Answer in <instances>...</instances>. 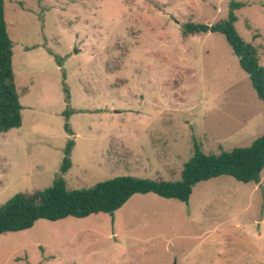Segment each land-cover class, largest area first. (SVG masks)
Masks as SVG:
<instances>
[{"label": "rangeland", "instance_id": "374dc122", "mask_svg": "<svg viewBox=\"0 0 264 264\" xmlns=\"http://www.w3.org/2000/svg\"><path fill=\"white\" fill-rule=\"evenodd\" d=\"M231 5L264 67V0H7L23 123L0 134V206L51 187L70 140L74 191L178 181L195 144L219 154L262 136L264 101L225 37L182 36ZM0 264H264V170L259 184L202 182L188 204L135 195L114 216L40 220L0 235Z\"/></svg>", "mask_w": 264, "mask_h": 264}, {"label": "trees", "instance_id": "16d2710c", "mask_svg": "<svg viewBox=\"0 0 264 264\" xmlns=\"http://www.w3.org/2000/svg\"><path fill=\"white\" fill-rule=\"evenodd\" d=\"M6 1L0 0V134L19 129L23 123V106L13 71V43L5 18ZM235 10L236 5H231L228 17L215 24L187 23L182 26V36L188 39L201 34L223 35L241 68L249 76L258 98L264 101V67L251 46L238 35ZM63 115L69 120L71 112L66 111ZM65 128L70 135L74 134L68 123ZM73 146L74 141L70 140L60 174L51 187L32 194H18L0 206V235L26 231L40 220L57 222L98 214L114 216L135 195L154 194L188 204L193 189L202 182L228 176L240 183L259 184L264 170L263 134L249 147L222 150L219 154H206L195 144L193 156L185 164L178 181L118 176L90 189L68 191L64 175L72 167L70 155Z\"/></svg>", "mask_w": 264, "mask_h": 264}, {"label": "crops", "instance_id": "0c3cea01", "mask_svg": "<svg viewBox=\"0 0 264 264\" xmlns=\"http://www.w3.org/2000/svg\"><path fill=\"white\" fill-rule=\"evenodd\" d=\"M115 213H116V212H115ZM114 215H115V214H114ZM92 216H93V215H92ZM90 217H91V216H90ZM87 218H89V217H87ZM87 218H86V219H87ZM84 219H85V218H84Z\"/></svg>", "mask_w": 264, "mask_h": 264}]
</instances>
